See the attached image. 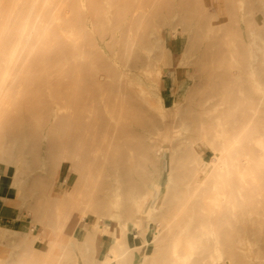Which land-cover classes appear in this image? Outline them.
<instances>
[{"label":"rangeland","instance_id":"1","mask_svg":"<svg viewBox=\"0 0 264 264\" xmlns=\"http://www.w3.org/2000/svg\"><path fill=\"white\" fill-rule=\"evenodd\" d=\"M222 1L226 20L221 19L220 22L210 23L208 14L201 10L205 6L198 0H179L172 2L168 11H158L160 30L171 43L163 57L164 63L160 61L161 48L154 50L152 57L144 61L147 66L145 82L153 95L160 84L165 91L171 92L169 104L165 102L164 92L155 95L165 103L167 120L160 123L158 108L155 107L151 110L147 125L133 124V133L124 134L121 142L124 144L123 154L133 152V158L137 161L143 159L142 154L154 159L158 148L155 143L161 144L160 137L155 134L169 129V148L162 149L159 156L162 165L159 161L156 163L160 172L148 165L146 174L137 171L121 173L111 161L96 182L93 174H88L93 168L90 162H81L77 174L71 172V156L64 159L58 172L52 166V160L38 162L33 159L30 166L39 168L24 175L15 172L16 166L11 160L0 162L1 187H12L25 194L37 192L47 197L60 193L63 187L69 190L73 188L68 196L70 199L76 198L77 189L84 188L90 193L89 197L93 196L92 205L90 201H83L72 208L61 203L53 204L60 213L58 229L67 236L41 240L36 233L29 232L27 236L10 241L7 234L0 233V248L3 249L0 264H75L77 259L82 264H103L107 260L114 264H168L171 260V240L180 236L189 237L194 254L186 258L187 250L180 246L182 259L179 264H203L202 257H207L210 264H225L224 261L232 257L238 259L240 264H252L256 257H264V248L261 247L264 245V207L261 213L256 207L261 202L264 204V173L263 184L254 190L257 192L252 199L240 202L237 198L238 192H241L239 187L244 188L240 186V172L259 161L264 168V151L254 154L250 141L233 139L228 142L227 152L222 155V144L212 134L224 117L228 118V132L240 126L251 103L260 97L262 91L257 88L264 78V13L255 8L250 11L246 0ZM214 8H219L216 0ZM252 14H256L258 27L250 36L242 32L239 26L244 16ZM185 26L188 27L186 30L183 29ZM225 29L228 30L226 33ZM222 31L228 40L216 35L222 34ZM190 35H193L192 43ZM195 62L199 67L195 68ZM257 109L259 121L250 132L264 136V102ZM79 121H70L71 137L78 128H83ZM96 128L98 126L89 131L85 142L93 145L98 142L100 136ZM200 138L205 141L201 151L205 163L197 168L199 172H203V167H212V160L221 154V158L217 159L218 168L207 178L211 184L208 196L218 212L227 207L233 209L232 227L224 225L219 231H214L207 223L206 208H200V217L196 211H189V216L181 217L168 234H158L163 230L162 226L157 225L165 224L187 197V190L191 186L188 181L194 170L193 143ZM46 147V144L41 147V158L47 155ZM170 171H174L177 177L168 186ZM87 175L90 182L85 179ZM254 180L250 175L241 182L251 184ZM154 181L157 183L154 184ZM50 185L53 186L48 190ZM146 197L148 199L144 202ZM111 214L114 217H110ZM68 215L70 217L67 219ZM121 221L129 223L128 241L136 239L137 245L130 248L118 246V223ZM72 222L74 232L68 229ZM150 226L155 233L147 238L146 233L150 231L145 230ZM40 242L47 244L48 248L53 242L60 245V250L55 252L48 249L43 254L37 251L41 249ZM14 245H20L19 251L12 250ZM217 247L220 253L211 254ZM134 253L135 257L132 255Z\"/></svg>","mask_w":264,"mask_h":264},{"label":"bare ground","instance_id":"2","mask_svg":"<svg viewBox=\"0 0 264 264\" xmlns=\"http://www.w3.org/2000/svg\"><path fill=\"white\" fill-rule=\"evenodd\" d=\"M177 1L179 0H0V162L11 160L16 166L15 172L24 175L39 168L30 166L33 159L38 162L52 160V166L58 172L64 159L71 156V172L77 174L81 162H90L93 168L88 174H93L96 182L111 161L121 173L137 171L146 174L148 165L160 172L156 163L160 160L162 149L169 148V129L155 134L160 137L161 144L155 143L158 148L154 159L148 154H142L143 159L137 161L133 158V152L123 154L124 144L121 139L124 134L133 133V124L147 125L151 110L155 107L158 108L160 123L167 120L165 103L155 95L164 92L165 102L169 104L171 92L165 91L162 84L157 86L155 95L150 92L145 82L147 66L144 61L152 57L154 50L161 48L160 61L164 63L163 57L171 42L160 30L158 11H168L172 2ZM198 1L205 6L201 10L208 14L210 23L226 20L222 0H216L218 10L214 8L215 0ZM257 1L261 3L258 6ZM246 5L250 11L255 8L264 13V0H246ZM175 7L177 9V5ZM255 16L256 14H252L243 17L239 26L242 32L251 36L257 31ZM186 28L188 27L183 29ZM226 31L228 30L225 29V33ZM216 35L228 40L224 31ZM192 36L190 35L191 43ZM209 37L213 41L212 35ZM196 66L199 67V64L195 68ZM262 80L257 88L262 91L260 97L255 103H251L242 124L228 132V118L224 117L213 131V137L222 144V155L227 152L228 142L233 139L248 140L254 154L263 153L264 136L250 132L252 126L259 121L257 108L264 102V78ZM74 120H80L79 124L83 128L77 127L76 133L71 137L70 121ZM95 126H98L96 130L100 139L93 145L85 141L89 131ZM43 144L47 146V155L41 158ZM204 146L203 139L194 141V170L188 181L191 186L187 190V197L165 224L157 225L162 226L163 230L158 231V234H168L174 223L181 217L189 216V211H196L200 217V208H206L207 223L214 231H219L224 225L232 227L233 209L227 207L218 212L212 198L208 196L211 184L207 182V178L218 168L217 159L221 158V154L216 160H212V167H203V172L197 170L205 163L201 155ZM160 164L162 165L161 162ZM263 173L261 161L240 172L238 178L241 180L250 175L255 178L251 184H244L240 180V186H244H238L241 190L237 195L240 202H248V199L254 197L257 192L254 190L263 184ZM175 177V172L170 171L168 186ZM89 178L88 175L85 177L87 180ZM90 181L91 179L88 180ZM68 193L69 189L63 187L60 193L51 194L50 198L56 204L61 203L71 208L81 205L83 201H90L92 205L93 196L89 197L87 189L79 188L75 200H70ZM147 199L148 197L144 198V202ZM260 204L256 206L259 213L263 212L264 207V204ZM69 217L70 215L66 218ZM110 217L114 215L111 214ZM118 224V246L130 248L137 245L136 239L128 241L129 223L121 221ZM145 231H150L146 233L147 238L154 232L151 226ZM171 241V260L168 264L181 262L180 246L187 250L186 258L194 254L188 236H180ZM148 242L149 239L146 243ZM18 246L20 245H14L12 250L19 251ZM261 247L264 248V245ZM219 253L218 247L211 252L213 255ZM132 255L136 256L135 253ZM201 261L203 264H210L207 257H202ZM238 261L232 257L226 262L237 264ZM110 262L107 260L103 264ZM226 262L224 261L225 264ZM75 264L82 262L77 259ZM252 264H264V257H256Z\"/></svg>","mask_w":264,"mask_h":264},{"label":"crops","instance_id":"3","mask_svg":"<svg viewBox=\"0 0 264 264\" xmlns=\"http://www.w3.org/2000/svg\"><path fill=\"white\" fill-rule=\"evenodd\" d=\"M74 181L71 183L73 184ZM72 189L69 190L68 195ZM70 200H75V198ZM53 204L56 203L52 202L50 197L37 192L36 194H25L12 187L0 186V233L7 234L10 241L27 236L31 232L36 233L41 240L55 236H67L62 235L65 232L58 229L60 213L57 208L53 207ZM68 229L75 231L73 222L68 225ZM39 244H41V249L37 251L43 254L48 249L55 252L60 250V245H54L53 242L50 243V248L44 242ZM2 250L0 248V254Z\"/></svg>","mask_w":264,"mask_h":264}]
</instances>
